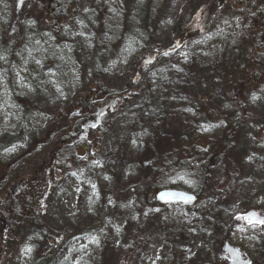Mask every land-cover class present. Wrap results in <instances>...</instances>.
Returning a JSON list of instances; mask_svg holds the SVG:
<instances>
[{
  "label": "rangeland",
  "instance_id": "374dc122",
  "mask_svg": "<svg viewBox=\"0 0 264 264\" xmlns=\"http://www.w3.org/2000/svg\"><path fill=\"white\" fill-rule=\"evenodd\" d=\"M49 1L23 0L21 5L19 0H0V44H5L0 45L5 48L0 49V203L12 185L37 179L13 194L39 200L42 214L51 221L50 229L58 234H47L39 241L27 232L15 236L22 226L17 227L15 206L7 207L2 212L8 222L0 234V264H32L34 259L49 260L48 264H162L169 251L175 264H226L221 245L229 221L249 211L264 212V72L248 61L264 50V0H164L154 40L132 29L121 39L111 62L106 66L103 62L102 69L95 71L84 63L102 36L92 8L94 3L108 0H80L76 10L64 12L58 23H52L54 14L45 10ZM119 1L130 7L134 18V7L145 2ZM199 24L205 26L201 41L205 40L202 49L208 53L202 55L200 69L207 68V83L197 92L193 82L187 95L178 85L171 86L169 90L173 87L175 94L167 104V113L171 102L176 107L175 126L181 135L190 136L182 138V148L212 140L210 154L218 159L197 204L149 207L155 195L168 186L196 193L200 181L193 171L165 174L163 183L141 179L137 162L148 158H143L142 130L132 132V106L141 103L133 95L139 90L135 87L127 101L119 102L103 118L96 133L63 150L66 158H60L58 169L35 175L40 166L50 165L60 143L77 132L61 129L85 123L98 107L122 99L130 84L143 81L136 70L152 48L172 47L192 25ZM136 25L134 19L132 28ZM180 44L154 66L147 64L145 72L157 67L188 72L189 45ZM220 64L225 71L218 74ZM251 70L258 74L256 87V81L248 79ZM233 82L241 87L231 99L236 103H229L225 90ZM94 89L104 96L89 105L85 96ZM192 93H199V100ZM205 102L210 113L204 123L205 111L200 105ZM81 108L87 116L83 111V117H70ZM9 136L17 142L7 143ZM222 142L227 145L220 149L217 145ZM178 160L175 166L185 163L184 158ZM151 166L157 168L155 163ZM233 166L239 169L236 173H231ZM180 233L185 239L174 247V238ZM263 234L264 226L239 224L230 242L252 264H262L264 257L254 245Z\"/></svg>",
  "mask_w": 264,
  "mask_h": 264
},
{
  "label": "trees",
  "instance_id": "16d2710c",
  "mask_svg": "<svg viewBox=\"0 0 264 264\" xmlns=\"http://www.w3.org/2000/svg\"><path fill=\"white\" fill-rule=\"evenodd\" d=\"M79 1L80 0H50L47 4V7H45V10L50 9V15L52 16V14H54V16H50L51 19L53 18L52 23H58L61 22L64 12L71 13L72 11L76 10ZM164 6V0H145L143 4L134 7V18L132 16L133 14L131 13L130 7L124 5L119 0H108L104 2L99 1L94 3L93 8H91L93 9L92 12H94L96 15V19L100 27L99 30H101L102 36L100 38L98 37L94 42L89 54L84 60V63L86 62V64L89 65L90 69L93 71L102 69L101 66H103V62H105L104 66L111 62V60L115 57L114 54L121 39H123L127 33H130L132 29L140 32L142 37L147 38L149 41H153L157 24L163 16L161 14L163 13ZM45 15H47V13H45ZM134 19L135 23L137 22V25L135 28H132ZM203 31H205V26L203 24H199L198 26L192 25V28H189V30L183 34L182 39L187 45H189L187 49V57L185 59V64H187L186 69L188 72L185 71L182 73L179 72L180 70L178 71V69L166 70L162 68L161 70L159 67H157L156 69H152L146 73V70L144 71L141 64H139L138 69L140 70V78L143 77V81L139 85H134L132 83L130 86H128V91L134 87L136 90L139 89L133 95L137 98H140L141 100V103L138 106H132V108L135 109L133 122L134 127L132 132L135 131V128L142 130V133L145 135V151L143 158H148L144 163L143 161L137 162L141 179L145 183L149 184L152 178L154 181H156V183H163L165 174H179L182 171H193L198 174L200 181L199 191L196 192L197 194L202 192V188L207 180V175L209 173H211V175L214 173L212 166H216L218 162L216 154H210L213 145L211 144L212 140H207L205 142L195 141L188 147L182 148V138L187 140L190 138V136L181 135L180 129L175 126L176 119L179 117V114L174 115V109L176 107L171 102L170 110L167 113V104L169 103V98L173 99L175 94H172L173 87L171 90H169L171 86L178 85L182 89L181 93L187 95L189 90L193 87V82L197 83L195 87V91L197 92H199V88L201 86H204L207 83V68H202V70L200 69L202 66V58L208 53L202 49L203 43L205 41H201ZM67 41L70 43V38H67ZM0 49L5 48L0 47ZM160 51L161 50L157 48H152L150 55ZM234 52H238V48L235 47ZM248 61H250V66L254 67L257 71L264 72L263 49L259 54L256 52L255 55L252 54ZM156 70H159V72H156ZM222 71H225V67L223 64H220L216 67V72L220 74ZM187 77H190L191 80H187ZM257 77L258 74L251 70L248 79H250V81L253 83L256 81L254 84L255 87L259 83ZM239 85L241 87V83L233 82L228 87V89L225 90L227 102H235V100L232 101L231 99H235V93L237 90H239ZM192 95L195 96L197 100H199V93H192ZM102 96H104V93L97 92V90L94 89L87 93L85 99L90 105V103L95 101L98 103ZM129 98L125 99L124 101H127ZM208 105V102L202 103L200 105V108L204 109L205 111L204 118L201 120V122L204 123L207 121V118H209L210 111H207ZM83 106L86 107V104ZM234 106L238 107L236 104H234ZM88 113H90V111ZM83 115L87 116L86 111H84ZM88 116V120H90L92 118L91 113ZM82 123L83 122H79L78 125H74V128H71V126L68 128H63L61 131H74V129L79 131L80 125ZM228 133L229 132H226V135ZM5 139L7 143L17 142V140H15L16 138L13 140V138L10 136ZM226 145V142H222L217 146L222 149ZM183 149L187 151L183 152ZM189 156L193 157L188 158ZM178 158H184L185 163L180 166H175L176 163H180ZM158 160L162 163L159 164ZM59 162L60 161H58V163ZM58 163L53 164L51 168L52 172L56 170L55 168L58 167ZM123 163L124 162L122 161V163L119 164L118 169L120 172L122 170ZM153 163H155L157 168L151 166ZM182 163L183 162H181V164ZM144 164L146 165L145 167H143ZM50 165L52 164L50 163ZM235 166L232 167L231 173H236L237 170H239L236 169ZM231 173L229 171L228 175L230 177L232 175ZM166 186L167 184L165 187ZM167 188H169V186ZM156 205L157 203L155 200H152L149 204V207ZM10 206H15L17 227L20 228L22 226L20 232L17 233L16 231V234L14 233L15 236L19 235L20 233L23 234L27 232V235H32L34 239H37L36 241H39L40 239H46L47 234H51L52 237L57 236L58 233L50 229L51 221L49 220L48 216H44L42 214L39 200L34 199L33 197L26 198V195L23 193L15 197L11 196L10 198H4L0 203V215H2V209L5 212L6 208ZM240 222V220L236 221L235 218H232L228 223V227H230L228 229H231V226L234 223ZM15 226L14 224L12 225L13 229ZM15 230L16 229L13 231ZM225 234H223V237H225ZM257 238L260 239L254 245V250L263 258L264 234L258 236ZM184 239L185 234H178L173 241L174 247H176L181 242L180 240ZM130 250L133 251V248ZM48 261L49 260L46 259H34L32 264H48ZM162 264H175L172 251H169L165 255Z\"/></svg>",
  "mask_w": 264,
  "mask_h": 264
},
{
  "label": "water",
  "instance_id": "95a60500",
  "mask_svg": "<svg viewBox=\"0 0 264 264\" xmlns=\"http://www.w3.org/2000/svg\"><path fill=\"white\" fill-rule=\"evenodd\" d=\"M116 102L117 101H113V102H111L110 105L99 108L97 110V113H96V115H97L96 121L89 122L88 124L85 125V127H84L85 133L81 134L79 139H83V138L87 137L90 129H96L101 123L102 116L107 113L109 108L112 109L115 106ZM161 192L184 193V194H187V195H190V196L194 197V199L191 202H188V203H185V202H183L181 200H174V201H170V202H165V200L159 199V194ZM161 192L156 196L157 202H159L161 204H171V203L191 204V203H194L196 201V197L194 195L186 193V192L176 191V190H164V191H161ZM252 212L257 213L260 217L264 218V213H260V212H256V211H250V212L244 214L243 216H245V215H247L249 213H252ZM243 221L246 224L250 225L246 220H243ZM2 225H4L3 222H2ZM0 233H2V231ZM230 249L238 251V254H239V259L238 260L236 259V252L230 251ZM223 252L229 257V263L228 264H251L248 259L243 257L242 252L238 248L232 247L231 245H229V243L227 241H226V244H225V246L223 248Z\"/></svg>",
  "mask_w": 264,
  "mask_h": 264
},
{
  "label": "snow or ice",
  "instance_id": "6c2138e0",
  "mask_svg": "<svg viewBox=\"0 0 264 264\" xmlns=\"http://www.w3.org/2000/svg\"><path fill=\"white\" fill-rule=\"evenodd\" d=\"M19 3L22 5L23 4V0H19ZM87 11V9H86ZM34 23V22H33ZM39 43V42H37ZM37 63H40L39 61H37ZM253 99H256L255 96H253ZM159 199L161 200H165V202H170V201H174V200H181L185 203L191 202L194 197L184 194V193H175V192H161L159 194ZM238 219H243L246 220L253 228H256L258 226H264V218L260 217L257 213L252 212L249 213L245 216H240L237 217ZM97 244L99 243V240L95 237L92 238ZM27 251H30V249H26ZM230 251L236 252V259H239V254L237 250H232L230 249Z\"/></svg>",
  "mask_w": 264,
  "mask_h": 264
},
{
  "label": "flooded vegetation",
  "instance_id": "af4514ba",
  "mask_svg": "<svg viewBox=\"0 0 264 264\" xmlns=\"http://www.w3.org/2000/svg\"><path fill=\"white\" fill-rule=\"evenodd\" d=\"M64 144H62V146H63ZM60 156V155H59ZM59 158V157H58Z\"/></svg>",
  "mask_w": 264,
  "mask_h": 264
}]
</instances>
